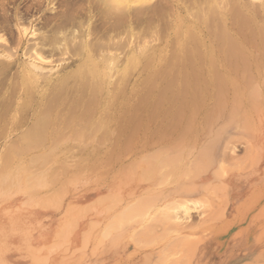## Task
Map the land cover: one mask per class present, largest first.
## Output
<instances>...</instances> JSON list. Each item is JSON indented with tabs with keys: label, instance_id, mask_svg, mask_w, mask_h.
I'll list each match as a JSON object with an SVG mask.
<instances>
[{
	"label": "bare ground",
	"instance_id": "bare-ground-1",
	"mask_svg": "<svg viewBox=\"0 0 264 264\" xmlns=\"http://www.w3.org/2000/svg\"><path fill=\"white\" fill-rule=\"evenodd\" d=\"M33 17L36 20H32ZM0 34L3 35H0L3 38V44L0 42V197L12 189L31 197L36 190L50 187L46 189L54 194H43H47L49 199L42 196L33 203L45 208L51 203L53 205L50 201L55 198L61 203L63 199L59 197H62L64 184L88 177L87 181L93 179L95 185L106 193L90 205L65 211L62 218L66 219L68 226L64 224L58 230L57 243H53L49 251L59 250L60 242L67 240L66 233H72L69 232L70 224L75 228V220L80 216L83 218L97 212V217L102 213L107 220L111 214H117V221L112 218L113 221L103 225L108 244H115L121 237L113 239V231L124 227V224L126 226L127 222H124L127 219L134 221V214L138 212L140 214L144 210L145 217L147 207L153 206L161 207L158 210L164 211L162 216L155 212L154 215L157 213L159 217L144 225L145 228L141 227V234L137 233L139 229L134 230L137 233H133L134 238L139 234L141 241L147 240L149 231L152 238H157L153 234L160 230L156 227L160 224L161 229L167 226L164 232L172 229V232L167 230V234L176 233L177 237L171 239L170 245L175 242L185 248L192 247L189 246L192 242L185 236L196 231H187L189 227L182 228L172 222L178 219L174 212L182 205L180 203L190 202H187L189 195L197 194L191 183L193 179L211 165L212 159L209 162L208 154L212 150V140L207 127L222 120L229 126L238 124L237 128L250 131L262 118L264 0H0ZM23 57L28 58L23 61ZM46 59L63 64L56 72L50 69L44 72L34 61ZM223 123L221 128L226 130L228 126L225 123L224 127ZM217 128H209L212 136L214 132L223 131H216ZM225 130L224 135H228ZM200 134L205 141L200 140L203 139ZM219 138L215 136L218 141ZM246 140L245 146L249 149ZM235 141L222 139L221 142L229 150ZM241 142L244 143L243 140ZM252 151L250 148L244 159L233 166H239L242 171L243 167H249L251 163L247 160L253 155ZM260 152L254 168L227 174L225 181L231 198L245 190L244 186L249 183L253 172L263 164L264 148ZM77 153L81 154L79 159L70 166V157H76ZM28 155L32 156L26 161ZM241 156L243 158V154ZM229 160L226 153L221 155L222 164ZM221 167L222 176L224 172L230 173L228 167ZM98 171L101 172L94 175ZM55 184L61 185L60 190L55 189L56 193L51 188ZM128 185L136 191H125ZM218 185L216 188L222 190V184ZM88 186L91 187L90 184ZM212 187L215 192H220L214 184ZM212 189L214 196H206L218 201ZM65 192L66 195L63 194L67 196ZM128 202L130 204L126 206ZM121 205L125 207L120 211ZM208 205V208L223 213L224 208L221 210L214 204ZM183 206V212L187 214L184 208L190 204ZM222 213H219L220 218ZM34 214L26 211L0 213V264L19 260L15 256L18 250L27 257L21 259L20 264H40L46 258L44 248L35 249L28 233L29 228L36 226ZM206 219H210L206 222L211 221L210 217ZM205 221L200 223L201 226L206 224ZM96 222L91 223L92 226L97 224L95 228L102 224L101 219ZM156 222L159 224H154ZM226 225L228 227L229 223ZM191 227L193 230L197 228ZM89 228L86 226L87 236L94 229ZM178 229L186 235H177ZM83 232H79L83 237L80 240L85 244L87 236H83ZM164 232L157 233L160 239L167 235ZM98 233L100 237L104 235ZM100 237L99 241L96 240L98 246L104 242ZM152 238L150 242L145 241L149 242L146 245L142 243L139 246H151L154 244ZM196 238L199 242V237ZM138 240L132 239L133 244L140 242ZM128 241L131 242V238ZM158 244L154 245L153 251L160 252L165 248L158 249ZM170 247L177 248L176 245ZM166 248L172 250L168 246ZM178 248L176 252L181 253L182 248L179 249L181 251ZM173 250V256L179 258ZM182 253H185L184 257L190 256H187L188 250ZM159 254L162 255L161 252ZM183 256L182 260L185 259ZM259 256L251 260L258 262ZM190 259L183 263H190ZM153 260H150L152 264Z\"/></svg>",
	"mask_w": 264,
	"mask_h": 264
},
{
	"label": "rangeland",
	"instance_id": "rangeland-1",
	"mask_svg": "<svg viewBox=\"0 0 264 264\" xmlns=\"http://www.w3.org/2000/svg\"><path fill=\"white\" fill-rule=\"evenodd\" d=\"M32 20H36V18L33 17ZM0 35H2V34H0ZM2 39L3 38L0 39L1 40L0 42H2ZM1 44H3V42ZM27 58L28 57H26V58L23 57V58H21V60L24 61ZM31 61H33V60L31 59ZM50 61H51V59H49V60L46 59L44 61L43 60H39V62L37 60V61H34L35 62L34 64L35 65L37 64V66L40 67V69L43 70L44 72H48L49 69H50V71L54 70V72H56V71H58L60 69V64H63V62L62 63H59V62H54V63L52 62L51 63ZM122 66H124L123 63H122ZM73 68H75V66H73ZM261 114H262V118L257 121V122H259V124L256 122L254 127H253L255 131L253 130V128L249 129L250 131L242 130V128H240V127L237 128L236 127V126H239L238 124H236V126L234 127V126H232L233 124L232 125L230 124V126H229V125H227L228 123L225 122L228 127L226 128V130L225 129L224 130L227 131L228 135H224V133H223L224 130L221 128L222 127V123L224 122V121L222 122V120H219L220 122L217 121V123L216 122L213 123V125H215L214 127H212L213 126L212 124H211L212 126L209 125L210 127H207V129L209 131L208 136L211 134L210 135V137H211L210 139L212 141H213V139L215 140V142L213 141L214 145H212V141L210 142L211 143L210 144L211 145L210 149H212V150H209L210 154H208V155H210L209 156L210 158L208 157L209 158L208 160L210 162L211 159H212L211 165L215 164V166H213V165L211 166L210 165L208 167L209 169L207 168V170L205 169V172L203 171V173L201 172L198 175H196V177L194 178L195 180L193 179V182H191L195 186L194 189L197 192V194H195L194 196H192L193 194L189 195V197L187 199V202H188V200L190 202L185 203L186 201H184L183 203L182 202L180 203V204H182L181 205L182 207H185L183 205H187L188 206L190 204V206H188V208H184L186 211H188V212L185 211V213H187V214H184L183 209L180 206L179 209L176 210V212H174V213L178 214V215L176 214L177 218L178 219L180 218V219L176 220V219L172 218L173 219L172 223H174V224L177 223L178 224V225L176 224L177 226H179V227L181 226L182 228L189 227L190 229L189 228H188V230L186 229L187 231H190V230H192V232L196 231L195 234H191V235H188V236L184 232H180L179 231L180 229H178V232H177L178 233L177 235H179L180 237L186 235L185 238H187V240L192 242V244L189 245V246H192V247L195 245L194 243L197 242V240H196L197 238L196 237L197 236L199 237L198 241L199 242L201 241V242L200 243L197 242L198 244L196 243L195 248L192 249V250H191L192 247L188 248V246H187L188 244L186 245L187 246L186 248L182 247V244H180V243L185 240V239L182 240V238H180L182 240L179 243L180 246L175 244V242L173 240H172V242H174V243H172L173 245H170L169 242H171V239H174L175 237H177L175 235L176 231L175 230L173 231V233H175L174 235L172 233L169 235V234H167L168 233L167 230H169L171 228H168L167 230H165L166 232H164L163 230L167 226L164 225L163 229H161L162 226H160V224L158 222H156L154 224H157V225L159 224L158 226L160 228H158V226H156V227H157V229H160L161 231L157 230V229L156 230L158 232H160V233L164 232L165 234H167V235H164V238H163V235L161 236L162 240L159 238L160 236L157 234L158 233L157 231H156L157 233L154 232V234H153V235L156 234L157 238L155 236L152 238L150 236V234H151L150 232L151 231H149L148 234H149L150 237L148 236V238L149 239L152 238L154 244L151 243V246L148 245V246L145 247L146 243H149L150 240L149 239L146 240V238L144 237L145 240L141 241L140 239H142V238L139 237V234H138V238L137 237H135V238H136V240L139 239L138 241H140V242L137 243V241H136V243L134 242V244H133L132 239H134V241H135V238H134L135 235L134 234H137V233L141 234V231L143 230L141 227L145 228L144 225H149V223L150 224L153 223L154 220L156 219V217H159V216H156V215H158L157 213H156V215H154V214H155V212H159L158 209L161 208V207L160 206H153L152 208L147 207L150 210L148 211V209H147V213H146V210H145V214H146L145 217L143 216L144 210L141 211L140 214H139V212L134 214L136 217L133 215L136 219L139 218V221L134 218L135 219L134 221L130 220V222H129V219H127L128 221L125 220V222H124V223L127 222L126 226H125V224L123 225V223H122V225L124 227L121 226L122 228H117L116 229L117 231L116 230L113 231V233H114V234H112V235H114V236H112L113 239L121 237V238H118L119 240L115 244H112V243L108 244V242H107L108 240H107V238L105 236L107 234L104 233V231H105L104 230L105 229L104 226L108 222H110L112 220V218H115L117 214H115V216H114V214H111L110 216H108L109 219L106 220V218L105 219L103 218L104 216H102V213L98 209L97 210L98 211V215H100L99 213H101V215L98 216V217H97V212H95L94 215L92 213L91 214H87L83 218H81V216H80V219L76 218V220H75V222L77 223V225L74 223V227L75 228H73V224H70L69 232H72V233H70L71 235L66 233L67 240L65 239V241L60 242V244L58 246L59 250L55 251L54 253L49 251V248L51 246H53V243H55V242L57 243V240L55 239V237H56L57 232H59L58 230L60 228H62L64 226V224H65V226L66 225L68 226V224H66V219L62 218L64 213H65V211L68 208L69 209H71V208L75 209L76 207H78V208H82V206L85 207L86 204L90 205L91 203H93L94 201L99 199L98 196L100 197L101 195H104L106 193L105 190H102L103 188L100 189V187L95 185L96 182H94L93 179H89V180H91V182H89V180L87 181L88 177L86 178V180H84V179H82L80 181L79 180H77V181L73 180L74 182H72V183L69 182L68 184H64L63 185V189H64L63 193H65V195H66L65 191H67V196H64L63 193L61 194L62 197H63V198L59 197V198H61L60 200L63 199L61 201V203L56 201L57 198H55L53 201L51 200L50 203L53 202V205H52V203L50 205H47V206H49L48 208H47V206H45V208H47V209H45L43 207H37L33 203H34V200L36 201V200H38V198L39 199H40V197L42 198V196L45 197L47 194H50L49 196L54 194V193H52L53 191L51 192L48 189H46V188L50 189V187H46V188L44 187L45 189L41 188V190L40 189L36 190L37 192L35 191V194L33 193L34 195H32V194L30 195L31 197H29V196L27 197L24 193H19L21 191H19L17 189H12V190L9 191L10 193L6 192V193H4L3 196L0 197V213H2V214L7 213L8 214V213H14V212L16 213V211L17 212L26 211V213L27 212L28 213H35L34 215H35V218H37L36 219L37 220L36 221V226L37 227L35 226V227H32V228H29L28 233H29L31 241L34 243L33 246H34L35 249L40 250V249L44 248V254L43 255L46 258H43L39 262L40 264H152L151 261H150V260H152V258L155 259V260H153V264H156L154 262H160V263L162 262V264H166L167 262H168L167 264H177L178 260H179V264H185L190 259V258L188 259V257H191V256L192 257L190 259V263H188V264H200L201 262H202L201 264H203V263L204 264H253V263H263L264 264V162H263V164L259 165V167L257 168V170H255V172H253V175H251V179L249 180V183L247 182L245 184V186H244L245 190H242L241 193L239 194V196H237L236 198H231L228 195L227 183L225 181V178L227 179V176H228L227 174L236 173V172H247V171L251 170L252 168H254L256 166V164L258 162V159H259V152H260L261 149L264 148V145H263L264 144V126H263L264 125V121H263L264 120V111ZM220 123H221V125H220ZM225 123H223V125ZM218 124L220 125V127H219ZM258 125H260V126H258ZM216 126H218L216 131L221 130V129L223 131L222 132L218 131V133L214 132L215 135L212 136L213 132H211L209 130V128L210 129H216ZM224 127H225V125H224ZM256 128L259 129V132H258V130ZM251 130H253L255 133L254 132L252 133ZM212 131H215V130H212ZM256 133H257V135H256ZM219 134L220 135L222 134V135L219 136ZM215 136L218 137V138L220 137L219 141L215 139ZM199 137L201 138L202 135L200 134ZM212 137H213V139H212ZM202 138L203 139H200L201 141H205L206 140L204 137H202ZM246 138L248 139V141L246 140ZM207 139H209V137ZM222 139H225V140L226 139H231L233 142L236 139L238 141V143H237V141H235V145H233V146L230 145L229 146L230 149L227 150V149L224 148V142H221ZM241 140H243V142L246 140L247 141L246 142L247 145L248 144L250 145L248 147L253 149V151H252L253 155L250 156L249 160H247L251 164L248 163L250 166L249 167L247 166V168L243 167V171H242V169L240 170L239 166H238V168H235V166H233L234 163H236L238 161H242L244 159V156L250 150V148L249 149L246 148L245 142L242 143ZM249 140H251L250 141L251 143L249 142ZM217 142H218V144H217ZM259 142H260V144H259ZM199 143H200V141H199ZM244 151H245V153H244ZM223 153H226V155L230 159L228 161V163H226V164H222L221 161H220L221 155ZM242 154H243V158H241ZM80 155H81L80 153H77L76 157H70L72 159V160H70V166L73 165V163L77 160L78 157H80ZM30 156H32V155H30ZM30 156L29 155L26 156L27 159L25 158V160L26 161L29 160ZM73 158H75V159H73ZM218 161H219V163H218ZM126 162H127V160H126ZM218 165L220 167L222 165L225 166L226 168L228 167L227 169L230 170V173L224 172L223 175L225 174L226 176L225 175L222 176V174L220 172V169L222 167L220 168ZM242 166H243V164H242ZM215 167L219 168L218 169L219 170V172H218L219 174L216 173V171H218V170ZM233 169H235L236 171H233ZM99 172H101V171L95 172L94 175H96V173L98 175ZM210 172H211V174H210ZM204 173H206V174H204ZM202 174H204V175H202ZM199 175H200V177H199ZM211 176H213V179H212ZM219 182L222 184V185L219 184V185L222 186V190H220L219 188H216V185H218ZM57 184H55V186L53 185L51 187L52 189H54V191H55V189L56 190L57 189L60 190V188H61V185H57ZM89 184L91 185V187L88 186ZM213 184H214V187L216 189L220 190V192L218 191L219 193L215 192V190L212 189L213 188L212 187ZM65 185H67V190H65L66 189ZM130 185H128V187L125 188V191L128 190V192L132 191V193H134L136 191V188L131 187ZM207 185H208V187H207ZM219 185L217 187H219ZM223 186H224V188H223ZM204 187L207 190L204 189ZM210 189H212L215 192V194H216L215 198L218 201L210 200V197H209L210 194H212L214 196V193H212V191ZM43 190L46 191V192H44ZM204 190H206V191H204ZM11 191L14 192V193L11 194ZM203 191L205 193H203ZM44 193H47V194L44 196L43 195ZM55 193H56V191H55ZM206 195H209V196H206ZM34 196L37 197V199ZM213 196H211V197H213ZM219 196H221V197H219ZM46 198H48V197L46 196ZM81 198H82V201H81ZM196 198H198L199 200L196 199ZM200 198H201V200H200ZM211 199H213V198H211ZM191 200H195V202L191 201ZM202 200H203V202H202ZM54 202H55L56 205L54 204ZM83 202H85V203H83ZM29 203H30V205H29ZM220 203L221 204H223V203L225 204L226 203L225 207H224V204L220 205ZM129 204H130V202H128L125 205L127 206ZM208 204H210V206H212L213 204H214V206L216 205L215 208L217 207V209L221 208V210H222L224 208L223 209V213H222V211H216V210L214 211V210H212L211 207H210L211 211H208V209L210 210V208H208L209 207ZM18 205H20V206H18ZM57 205H59L58 209H57ZM125 205H123V206L121 205L119 207L120 211H121V209H123L125 207ZM30 207H32V208H30ZM54 207L56 209H54ZM170 211H168V212H170ZM163 212L164 211L159 212V213H161L160 214L161 216H162ZM216 212H218V213H216ZM219 213H222L221 214L222 218H220V214ZM213 214H214V216H212ZM171 215H172V212H171ZM151 216L152 217L154 216V218H152ZM206 216L208 218L209 217L211 218V221H210L211 223L205 221V220H207V221L210 220V219H206L207 218ZM78 217H79V215H78ZM215 217H216V220L213 219V221H212V218H215ZM84 218L85 219L88 218V219L85 220ZM116 218H118V217H116ZM116 218L114 219V222L117 221ZM100 219H101V222H100ZM130 219H132V218H130ZM149 219H151V220H149ZM63 220H65V221H63ZM60 221H61V223H60ZM90 221H92V222H94V221L96 222L97 221L96 223L100 222L102 224H99L98 227L96 226V228H95V225H97V224L92 226V224H91L92 222L89 223ZM204 221L206 222V224L201 226ZM200 223H202V224H200ZM228 223H229V226L227 227L226 224H228ZM87 224L91 225V227L89 228V226ZM118 225L120 226L121 223H119ZM194 225H196L195 227H197V228H195ZM198 225H200L199 228H198ZM86 226H87V229L88 228L89 229L94 228L92 230V232L88 236L86 235V231H87ZM191 226H193L195 229L193 230V228ZM44 227H47V228H44ZM55 227L57 228V231L55 230L56 229ZM140 228L142 230H140ZM152 228H151V230H153ZM71 229H73V230H71ZM136 229H137V231H138V229L140 231H138V232L136 231L137 233H134L133 231L136 230ZM181 230H184V229H181ZM154 231H155V228H154ZM170 231L172 232V229ZM256 231H257V233H256ZM51 232H53L54 234L51 233ZM79 232L80 233L83 232L84 234H82V235L85 236V237L87 236V238H89V240L87 238H86V240L84 239V241H86L88 243V244L85 243L87 246L84 244L83 241H81L83 239V237L80 236L81 234ZM89 232L90 231L88 230V233ZM98 232L104 233L103 236L101 234V236L104 239V242H101V243L98 242V243H100L99 244L100 246L97 245V241H99V237H100V234ZM152 233H153V231H152ZM164 233H162V234H164ZM61 234H62V232H61ZM251 234H253V235H251ZM93 235H95V236L93 237ZM193 236H195L196 239ZM102 237H100V239L103 241ZM90 238H92L93 241L90 240ZM130 238H131V242L128 241V240H130ZM154 238H155V241H154ZM113 239H110V240L113 241ZM191 239H193V240H191ZM148 240H149V242H145V241H148ZM71 241H73V242H71ZM176 241H179V240L176 239ZM189 241H187V243ZM67 242H69V243H67ZM158 242H159V244H158L159 248L158 249L161 250L163 247H165L164 249H162L163 252L160 251L163 256H164V254H166V252L170 253L173 249H175V248L172 249V247H170V246L174 247V245H176L177 248H178V246L180 248H182V251L187 252V250H188L187 256L188 255H190V256L184 257L185 253L183 254L182 251L179 250L180 248H178V251H181V253L180 252H176L177 251V248H176L175 250H173V252H175L176 255L178 254L179 258H177V256H175V255L173 256L174 253L171 252L172 255L167 253L166 257L164 256L165 257L164 258L165 261H164V259H162L163 256L159 254L160 253L159 250H154L153 251L154 245L157 244ZM166 242H168L169 244L167 243L168 245H165ZM81 243H83V245ZM142 243H145V245H143L144 246L143 248L139 246L140 244L142 246ZM219 243L221 244V247H220ZM64 244H65V246H63ZM60 245H62L63 247L62 246L60 247ZM94 245H95V247H94ZM96 245L98 246V248H96ZM134 245H137V246H134ZM82 246H84V248H82ZM85 246H86V248H85ZM138 246L140 247V249H139ZM166 246H168V248L169 249L171 248L172 250L170 249L171 251H169L166 248ZM66 247H68V248H66ZM75 247H77V248H75ZM137 247H138V249H137ZM45 248H46V250H45ZM64 248H66L67 250L64 249ZM183 248H185V249H183ZM82 249H83V251H82ZM62 250L64 251V253H63ZM75 250H78V251H75ZM60 251L62 252V254H59ZM189 251H191V252L193 251L192 254L194 253V255L189 254L190 253ZM71 252H73V253L70 256ZM155 252H159V253L155 254ZM51 253H53V254H51ZM76 253H78V254H76ZM147 254L150 255V257ZM143 255H146V256H144L145 258L148 256V258H150V259H148V258L144 259ZM159 255L161 256V258L158 257ZM181 255L182 256L184 255L183 257L185 259L182 257L184 260L181 259ZM15 256H17L19 260L16 259L13 262H11V264H20V260L21 259L27 258L25 256L24 252H22L21 250L16 251ZM153 256H155V257H153ZM156 256L159 258V261H156V258H157ZM254 256H259L261 258L260 261L256 262L255 260H251L252 257H254ZM62 257H63V260H62ZM202 257H203V259L205 261H203ZM147 259L149 260L150 263L147 262L148 261ZM160 259H162V261H160ZM186 260H187V262H186ZM27 261L29 262V259ZM183 262H185V263H183Z\"/></svg>",
	"mask_w": 264,
	"mask_h": 264
}]
</instances>
